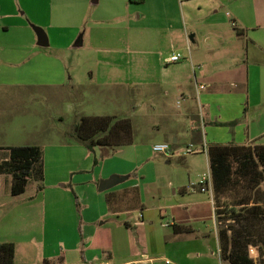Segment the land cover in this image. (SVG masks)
Masks as SVG:
<instances>
[{"label":"crops","instance_id":"obj_1","mask_svg":"<svg viewBox=\"0 0 264 264\" xmlns=\"http://www.w3.org/2000/svg\"><path fill=\"white\" fill-rule=\"evenodd\" d=\"M175 52L183 59L169 63ZM41 100L66 128L47 134L35 118L24 131L48 141L8 142L10 108ZM87 103L131 111L91 114ZM82 116L130 119L133 142L89 150L73 136ZM141 131L172 146L173 154L158 153L167 164L194 163L182 156L192 144L210 171L213 145H264V0H0V164L8 148L23 146L42 148L44 163L43 187L29 193L28 184L17 196L12 175L0 173V243L15 244V264H205L219 256L215 198L192 192L181 171L175 179L163 163L148 167ZM113 176L123 180L101 191ZM15 216L23 225L16 232L5 221Z\"/></svg>","mask_w":264,"mask_h":264},{"label":"trees","instance_id":"obj_2","mask_svg":"<svg viewBox=\"0 0 264 264\" xmlns=\"http://www.w3.org/2000/svg\"><path fill=\"white\" fill-rule=\"evenodd\" d=\"M74 138L89 150L118 146L133 142V126L130 119L116 116H82ZM10 159L0 164V173L12 175L11 193L13 196L23 194L31 181H44L43 150L38 146L11 147ZM211 173L213 176L214 198L216 199L217 219L222 215L220 194H228L231 188L243 187L258 198L250 195L237 201L236 206L247 208L244 215H239L234 222L244 232L233 225H227L219 233L221 250L226 264H257L251 258L248 248L254 240L247 238L249 226L255 221L264 220V145L238 146L213 145L209 148ZM38 181V180H37ZM40 188L43 187L41 184ZM219 203V204H218ZM254 222V224H255ZM231 231V233H230ZM16 246L12 242L0 243V264H15ZM264 256V254H263Z\"/></svg>","mask_w":264,"mask_h":264},{"label":"rangeland","instance_id":"obj_3","mask_svg":"<svg viewBox=\"0 0 264 264\" xmlns=\"http://www.w3.org/2000/svg\"><path fill=\"white\" fill-rule=\"evenodd\" d=\"M42 92L36 91V94L40 95ZM35 96V95H34ZM137 99V98H136ZM136 102V101H135ZM137 102L140 104L142 103V100H140L139 98L137 99ZM48 105L49 103L46 101L41 100V103H35L34 101H27V102H19L16 103L15 105H13L10 109L14 110L15 112V117L13 115V120H14V126L11 128L10 131H8L6 137L7 138H11L14 141H10L8 139V142L10 143H19V144H25L29 142H46L48 141L47 137H40L38 138L39 134H32V131H24V126H26L27 124H30V126L34 125L32 119L35 118L37 119H41V123L37 122L38 124H40L41 128L45 131H47V134H52V132L50 131L51 129H56L59 131H62L63 129L66 128L65 125H62L61 121H55L54 118H52L51 116V111L48 109ZM112 108V109H111ZM86 109L87 112L94 114V113H99V114H106V113H118L121 114L120 112H126L128 114H130V107H126L124 106V109H121L120 107L117 108H113L112 105H108L105 106L103 105L100 109L96 108L95 106H92L90 103H87V105H85L84 108H82V110ZM38 111L39 113L43 114V117H39L35 115H32L31 119L26 121L25 119H23L24 114H22L23 112H30V111ZM57 110H63L65 111V109H62V106H58L55 111ZM122 110V111H121ZM17 112V114H16ZM37 113V112H36ZM41 116V115H40ZM45 120V121H44ZM44 121V122H43ZM153 131H148V132H138L137 134L139 135L140 138V144L143 145L142 148L140 149L141 153H143L144 158H150V159H146L145 160V164L148 165V167H154V163H163L165 164V167L167 168L168 171H170L173 174V178H178L180 176V178L183 177L184 182H186V184H190L192 182H197L200 178L201 175L208 173L210 171L209 165H208V161L206 160L204 155H199V156H193V155H188V159H192L193 161H195L194 163H191L189 165H184V161L182 160H178V158H174V160H172V162L170 164H167V159L165 158L164 155L162 154H156L153 152V147L156 144L153 141V138L158 137V133H152ZM150 134H152V136H149ZM10 135V136H8ZM149 136V137H147ZM152 138V139H149ZM32 144V143H30ZM150 144V145H149ZM134 152L132 149L127 150V155L131 156H135L136 155V148H133ZM126 155V154H125ZM197 157V158H196ZM1 160V158H0ZM152 167V168H153ZM183 174H181V172ZM179 173V174H178ZM182 176V177H181ZM38 180V181H37ZM36 181H31L29 182L28 185V192H31V187L33 185H41L43 184L42 182H40L39 180V176L37 178ZM190 180V181H189ZM262 192L264 191V187L261 188ZM168 194L171 195L172 194V190L168 191ZM168 195V196H169ZM253 195L255 196V198H258L259 195H255L253 194L251 191L246 190L243 187L238 188H231L228 190V194L227 193H221L220 194V204L224 205L226 203V206H222L223 208H220L222 215L219 218V223L218 224V232L220 233V231L224 228H226L227 225H233L237 230L244 232L246 230H244V228L242 229V227L238 226L236 224V222H234V219L236 220L238 218L239 215H244L245 214V210L247 208H242L240 206H236L235 204L237 203V201L241 200L242 198H247L248 196ZM261 197H264L263 194H261ZM216 199H215V203H216ZM219 204V203H218ZM9 208V206H7V209ZM245 209V210H244ZM18 217V216H17ZM15 217H6L5 221H6V226L9 223H12L13 221L15 222V225L10 228L9 230H13L14 232H16L19 228H21L23 225L21 223L22 221V217L17 218ZM0 220H1V207H0ZM255 222V221H254ZM250 225L249 226V233L246 236L247 238H250L252 240H254V242L252 245H250V247L248 248V253L250 255L251 258L255 259L257 264H264V220H260L258 221V223L255 222V224ZM40 218H37L36 220H34V225L36 226V228H39L40 226ZM0 228H1V221H0ZM208 231V233H212V237H214L215 234V227H207L206 229ZM247 232V231H246ZM210 233V234H211ZM231 233V231H230ZM221 259V263L222 264H226L228 263V261L225 259L224 256V252L222 250H220L219 252V256H215L214 258H210L207 259L205 262V264H221L220 263V259Z\"/></svg>","mask_w":264,"mask_h":264},{"label":"built area","instance_id":"obj_4","mask_svg":"<svg viewBox=\"0 0 264 264\" xmlns=\"http://www.w3.org/2000/svg\"><path fill=\"white\" fill-rule=\"evenodd\" d=\"M182 59H183V55L179 52H175L171 54V56L168 58V62L177 63L180 62ZM153 150L157 153H163L167 155L173 154L174 152L172 146L169 143L155 144ZM197 152H198L197 147L191 144L183 150L182 156H188ZM190 190L192 192L199 191L203 193H208L211 195L212 198H214L213 176L211 171L201 175L197 182L191 183Z\"/></svg>","mask_w":264,"mask_h":264},{"label":"water","instance_id":"obj_5","mask_svg":"<svg viewBox=\"0 0 264 264\" xmlns=\"http://www.w3.org/2000/svg\"><path fill=\"white\" fill-rule=\"evenodd\" d=\"M40 39L42 40L43 37V33L40 32ZM41 46H44V43H40ZM123 179L118 177V176H113L108 180L102 181L101 182V186H100V190L101 191H105L108 190L109 188L114 187L116 184H118L119 182H121Z\"/></svg>","mask_w":264,"mask_h":264}]
</instances>
